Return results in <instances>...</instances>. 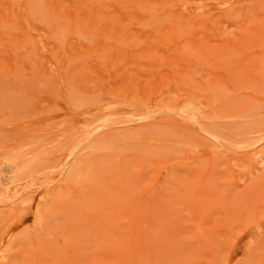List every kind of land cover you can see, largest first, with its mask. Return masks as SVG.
I'll return each mask as SVG.
<instances>
[{
  "label": "rangeland",
  "instance_id": "374dc122",
  "mask_svg": "<svg viewBox=\"0 0 264 264\" xmlns=\"http://www.w3.org/2000/svg\"><path fill=\"white\" fill-rule=\"evenodd\" d=\"M0 264H264V0H0Z\"/></svg>",
  "mask_w": 264,
  "mask_h": 264
}]
</instances>
